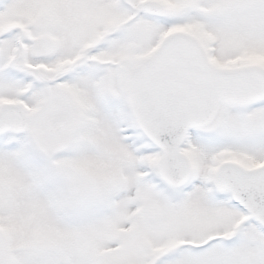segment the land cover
<instances>
[{
	"label": "snow or ice",
	"instance_id": "obj_1",
	"mask_svg": "<svg viewBox=\"0 0 264 264\" xmlns=\"http://www.w3.org/2000/svg\"><path fill=\"white\" fill-rule=\"evenodd\" d=\"M0 264H264V0H0Z\"/></svg>",
	"mask_w": 264,
	"mask_h": 264
}]
</instances>
